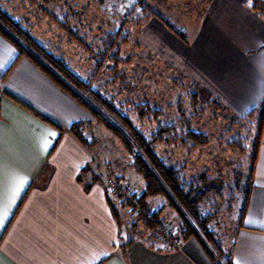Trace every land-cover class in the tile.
Here are the masks:
<instances>
[{
    "label": "crops",
    "instance_id": "0c3cea01",
    "mask_svg": "<svg viewBox=\"0 0 264 264\" xmlns=\"http://www.w3.org/2000/svg\"><path fill=\"white\" fill-rule=\"evenodd\" d=\"M249 11L247 0L201 4L205 43L225 45L239 66L264 46V26L258 30L259 18L253 10L252 20ZM19 55L0 31V264H214L197 237L183 240L182 249L160 239H132L105 185L85 189L78 176L94 155L70 127L88 112ZM122 242L129 244L127 253ZM230 250L233 264H264V129L254 185Z\"/></svg>",
    "mask_w": 264,
    "mask_h": 264
},
{
    "label": "rangeland",
    "instance_id": "374dc122",
    "mask_svg": "<svg viewBox=\"0 0 264 264\" xmlns=\"http://www.w3.org/2000/svg\"><path fill=\"white\" fill-rule=\"evenodd\" d=\"M140 2L152 11H148L151 16L145 22L136 25L130 21L136 13H141ZM201 4L202 0H0V6L22 22L34 39L56 56L64 58L72 70L84 77H92L97 71L95 60L56 23L55 18L68 15L73 30L81 32L96 51L107 33L120 27L129 30L131 39L123 47V62L117 81L111 82L113 75L110 69L114 67L111 61L104 64V69L97 72L94 80L95 84H109V89L117 94L119 100H147L166 108L182 98L190 108L191 94L198 93L202 115L195 121V127L209 136V142L195 149L171 147L170 152H174L172 159L177 164L187 165L188 175L206 172L212 182L222 183L224 198L219 199L222 205L217 227L228 252L243 205V193L234 188V172L240 170L241 165L247 170L249 164L246 157L242 158L227 147V142L234 136V132L227 133V130H236L232 123L242 121L244 129L237 131L245 135L243 118L248 111L262 105L264 46L259 47L258 53L249 52L239 66L231 53L223 51L227 50L225 45L205 43L207 40L201 36ZM249 12L253 20L256 17L254 11ZM158 15L172 22L182 35L166 25ZM258 20L255 24L259 30L264 25ZM260 39L261 42L264 40ZM237 54L241 55V52ZM86 110L88 118L79 122L87 124L84 135L93 142L88 148L94 155L92 171L102 177L106 189L110 176L128 179L134 191L142 188L143 179L131 167L132 156L127 148L105 123L97 121L92 112ZM144 127L148 129L149 126ZM111 194L132 239L165 240L159 231L160 226L150 228L143 224L141 214L129 206L130 210H125L122 196L116 200V196ZM163 203L161 196L150 199L152 209ZM164 213V224L169 225L180 238L176 211L166 208ZM182 245L183 239L180 238L168 247L182 249ZM209 257L214 264L219 263L217 256Z\"/></svg>",
    "mask_w": 264,
    "mask_h": 264
},
{
    "label": "trees",
    "instance_id": "16d2710c",
    "mask_svg": "<svg viewBox=\"0 0 264 264\" xmlns=\"http://www.w3.org/2000/svg\"><path fill=\"white\" fill-rule=\"evenodd\" d=\"M139 5L141 13H136L130 21L136 25L145 22L151 16L148 11H152L141 2ZM248 6L257 12L258 18L264 22V0H248ZM158 17L182 35L167 18L160 15ZM55 19L56 23L88 50L89 56L95 60L97 71L92 77H84L72 70L64 58L47 50L30 35L22 26V22L17 21L0 6V31L16 44L19 56L26 55L47 72L76 101L90 110L97 121L105 123L127 148L132 156L131 167L140 174L144 182L143 187L136 190L133 196L140 204L142 210L140 214L145 225L154 228L159 223H164L165 209H173L178 216L180 238L187 240L193 236L197 237L209 256L212 258L217 256L218 264H233L232 251H226L225 241L222 235H219L217 227L222 205L219 199L224 198L222 183L212 182L206 172L188 175L187 165L177 164L172 159L174 152H170L171 147L195 149L209 142V136L195 127V121L202 115L199 112L198 93L191 94L190 108L182 98L166 108L147 100L137 101L131 98L119 100L117 94L109 89V84H95L94 80L97 72L104 69V64L111 61L114 65L110 69L113 75L111 82L117 81L120 64L123 62L122 50L131 39L129 30L120 27L107 33L96 51L81 32L73 30L72 20L68 15ZM243 121L246 123L245 135L244 132L237 131L239 128L244 129L242 121L232 123L236 130H227V133L234 132V136L227 142V147L240 154L242 158L246 157L249 164L247 170L241 165L240 170L234 172L236 177L234 188L243 193V205L237 227L243 223L254 185L255 166L264 129V103L248 111ZM85 125L87 124L84 121L76 122L72 124L70 131L89 148L93 142L84 135ZM143 125H148V129ZM58 141L59 138L56 139L53 149ZM92 163L93 161L82 168L78 176L86 190L95 183L104 184L102 177L92 171ZM111 193L121 198L117 189L107 188L108 200ZM156 196L163 197L164 203L159 208L152 209L150 199ZM123 199L122 203L130 207V199ZM112 208L118 218L117 211L113 206ZM121 246L124 253H127L129 244L122 242Z\"/></svg>",
    "mask_w": 264,
    "mask_h": 264
},
{
    "label": "built area",
    "instance_id": "2783aa9c",
    "mask_svg": "<svg viewBox=\"0 0 264 264\" xmlns=\"http://www.w3.org/2000/svg\"><path fill=\"white\" fill-rule=\"evenodd\" d=\"M107 187L109 190H118L122 198L124 199H130L131 205L130 207L134 210V212L142 213L140 204L138 203V200L136 197L133 196L134 189L129 182L128 179H118L117 177L110 176V178L107 181ZM159 231L161 236L165 239L164 241L168 243V245H172L180 240L178 236L174 233V231L170 228L169 225H165L164 223H160L159 225ZM179 243V242H178Z\"/></svg>",
    "mask_w": 264,
    "mask_h": 264
},
{
    "label": "snow or ice",
    "instance_id": "6c2138e0",
    "mask_svg": "<svg viewBox=\"0 0 264 264\" xmlns=\"http://www.w3.org/2000/svg\"><path fill=\"white\" fill-rule=\"evenodd\" d=\"M51 135H53V136H54V135H56V134H55V133H52Z\"/></svg>",
    "mask_w": 264,
    "mask_h": 264
}]
</instances>
